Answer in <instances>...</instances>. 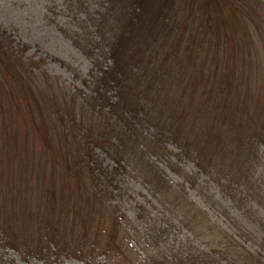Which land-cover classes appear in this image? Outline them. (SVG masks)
<instances>
[{
	"label": "trees",
	"instance_id": "1",
	"mask_svg": "<svg viewBox=\"0 0 264 264\" xmlns=\"http://www.w3.org/2000/svg\"><path fill=\"white\" fill-rule=\"evenodd\" d=\"M171 1L105 0L95 14H86L90 11L84 7V13L74 15L79 14L76 26L89 33L94 29L97 41L75 38L80 52L91 60L92 69L88 98L79 107L84 115L95 108L111 123L117 122L122 127L114 136L121 140L109 144L113 135L102 130L105 135L94 143L83 140L80 144L76 134L84 118H76L81 109L72 99L65 121L72 128L63 133L74 135L73 141L63 137L69 141L70 151H83L69 159L70 151L57 150V155L62 161L68 159L70 165L71 159L77 164L79 157L84 158L92 174L88 190L104 204L112 200L110 196L116 200L108 207L114 218L112 237L105 245L79 239L76 248L55 242L54 234L49 233L41 234L39 240L22 242L8 229L11 220L7 219V228L0 227V264H61L68 258L81 264H264V106L258 102L264 92L260 87V76L264 75V0H194L184 22L190 24L193 36L177 31V22L174 28L169 26L167 20L174 15ZM180 13L175 10V15ZM164 14L167 18L161 25L158 19ZM255 32L260 33L261 44ZM6 35L0 31V81L14 94L16 89L32 113L42 116L50 104L59 109L51 92L41 99L34 96L33 89L44 74L36 73L34 67L28 72ZM213 44L220 55L230 58L215 57L213 63L212 59L207 63L204 56H218L212 52ZM184 62L188 64L180 70ZM223 64L226 69L221 70ZM26 75L33 81L28 82ZM183 78L191 83L202 105L209 99L210 103H218L222 97L229 100L224 111L226 123L219 129L216 126L217 133L207 143L189 134L181 136L188 128L167 115L166 91L162 90L178 87L171 81ZM218 84L216 92L213 89ZM109 91L116 95H107ZM8 129L7 121L0 123V140L12 146L16 137L9 135ZM225 130L231 134L226 133L228 138ZM169 143L177 145L176 160L165 151ZM97 147L113 156L120 169L128 168L124 174L130 170L140 180L150 195L148 201L136 197L127 200L131 189L125 182L123 189L114 187L121 183L119 169L108 174L105 168L104 178L99 176L101 183L95 178L92 160L96 161ZM183 158L192 162L190 170L184 169L189 165L178 163ZM162 163L176 179L168 177ZM83 171L70 166L69 174L79 175L76 183H80ZM118 201L128 202L129 207H121ZM232 202L237 209L234 212ZM127 211L130 214L124 218ZM29 219L34 221L32 216ZM124 232L131 238L133 253L126 246L120 249L115 245L120 233L126 240ZM18 246L22 249L19 255L8 258V252ZM127 254L132 257L128 259Z\"/></svg>",
	"mask_w": 264,
	"mask_h": 264
},
{
	"label": "rangeland",
	"instance_id": "2",
	"mask_svg": "<svg viewBox=\"0 0 264 264\" xmlns=\"http://www.w3.org/2000/svg\"><path fill=\"white\" fill-rule=\"evenodd\" d=\"M104 1L0 0V31L6 32V37L11 40L13 50L20 53L19 56L26 63L28 72L34 67L36 73L39 74L42 71L41 73L44 74L43 78L41 74L39 75V79L42 78V80L39 86L33 89L34 96L41 99L51 92L52 98L56 97L57 103L60 104L57 110L50 104L42 116L32 113L25 103L24 97L16 89L15 94L12 93L14 90L5 81H0V123L7 121L8 134L16 137V143L12 146L6 144L3 139L0 140V227L7 228L6 220H11L8 229L22 242L26 239L36 241L41 234L49 233L54 234L55 242L76 248L79 239H86L89 242L94 240L100 245H105L107 239L112 237L110 232L114 218L108 212V207L109 204L117 202L110 196L112 200H106L104 204L99 197L97 198L88 190L92 174L88 164L86 166L83 161L84 158L79 157L77 164L72 159L71 165L68 161L69 158L74 157V154L78 156L83 150L81 149V152L77 153L72 148L70 151L69 141H73L74 135L63 133L69 132L72 128V124L65 122L68 103L74 99L78 103V106L75 107L80 108L79 104L88 98L90 92L87 84L89 85L91 80V60L80 52L75 44V38L79 36L87 42L97 43L94 29H91L92 31L89 33L84 28L77 27L74 22H79L78 17L80 13H84V7L90 11L86 14H95L98 12V8L103 6ZM193 3L194 0L171 1V11L174 15L167 20L171 28H174L177 22V31H184L186 35H194L190 24L184 25L185 16L189 13ZM175 10H181L180 15H175ZM76 13H79L78 16H74ZM81 18L84 19V16L81 15ZM166 18L167 15L164 14L162 20L158 19L161 25ZM160 24L157 28L161 27ZM259 35L260 33L255 32L256 41L261 44L259 41L262 40L258 39ZM210 46L212 52L218 53V56H204L207 63L211 59L213 63L215 57L230 58L229 55H220V52L215 50V44ZM187 64L188 62L182 63L179 66L180 70ZM224 69H226L225 64L221 66V70ZM26 76L28 77V75ZM182 80L171 81L172 85H179L178 87H167L162 90L166 91L163 98L164 104L167 105V115L176 117L178 123L188 128L180 132L181 136L189 134L192 136L191 138H197L201 142L207 143L211 136L217 133L216 126L219 129L222 122L226 123L224 111H226L225 105L229 100H223L222 97L220 102L210 103L209 99L208 103L202 105L199 95L193 93L194 89H191L188 79L183 78ZM31 81L33 80L29 76L28 82ZM50 84H52V88H46V85ZM261 84L260 87L263 89L264 75L260 76ZM218 88L219 84L213 90L217 92ZM107 95L115 96L116 93L109 91ZM258 102L264 106V92ZM79 111L76 118H84L80 121L84 122V125L78 128L79 133L76 134L80 144L83 143V140L88 142L87 144L94 143L96 139L105 135L102 130L113 135L110 137L109 144L119 143L120 136L114 135L116 130L122 126L120 127L117 122L111 123L110 119L108 121L95 108H92L87 115L81 112L82 109ZM32 114L36 117H32ZM236 128H238L237 123ZM226 133H229L227 130H225V138H228ZM76 145L79 150L78 143ZM208 147L210 148L209 144ZM211 149H213L212 144ZM57 150H61L62 153L70 151L67 162L61 160L57 155ZM165 151L171 155L173 160L177 159L176 144L169 143ZM94 155L93 158L96 161L92 160L95 167L93 170L97 176L95 178L100 183L101 178H104L101 174L105 173V168L108 169L106 172L108 174H113L119 169L121 183L117 182L114 187L116 188L118 185L123 189L121 184L125 182L126 186L131 189L126 196L127 200L133 201V197L143 201L149 200L150 195L147 189L140 184V180L130 170L129 174H124L128 168L120 169L112 159L114 157L108 156L103 147H97ZM115 160L118 159L115 158ZM56 163L57 165H55ZM178 163H184L186 167L190 166L189 169L184 168L185 170L191 169L192 162L188 158H183ZM70 166H73V169L84 170L85 175H82L85 177L81 178L80 183H76L80 179L79 175L69 174ZM99 166L102 170L99 169ZM160 167L164 168L172 180L177 178V175L171 172L165 163L160 164ZM196 172L195 170L192 175ZM190 196L195 198L192 193ZM118 204L121 207H129L128 202H119ZM119 209L121 208L119 207ZM236 210L235 203L232 202L231 212ZM129 212L127 211L123 217L126 218V215L128 217ZM31 216L34 217V221L29 219ZM137 216L136 214L134 217ZM117 225L120 226V224ZM128 229L130 230V228ZM121 234L115 240V245L120 249H124L126 246L130 253H133L135 250L131 245L129 234L124 232L125 236H128L126 240ZM20 249L18 246V248L9 251L8 258L19 255L18 252L22 250ZM125 256L128 259L132 257L128 254ZM61 264L81 263L77 259L68 258Z\"/></svg>",
	"mask_w": 264,
	"mask_h": 264
}]
</instances>
